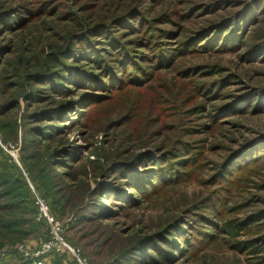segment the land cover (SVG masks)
<instances>
[{
  "label": "rangeland",
  "instance_id": "obj_1",
  "mask_svg": "<svg viewBox=\"0 0 264 264\" xmlns=\"http://www.w3.org/2000/svg\"><path fill=\"white\" fill-rule=\"evenodd\" d=\"M0 137V264L36 197L88 264H261L264 0H0Z\"/></svg>",
  "mask_w": 264,
  "mask_h": 264
},
{
  "label": "built area",
  "instance_id": "obj_2",
  "mask_svg": "<svg viewBox=\"0 0 264 264\" xmlns=\"http://www.w3.org/2000/svg\"><path fill=\"white\" fill-rule=\"evenodd\" d=\"M0 148L12 161L17 160L15 145L4 144L0 137ZM34 205L37 209L36 221L45 224L46 239L37 243L22 242L16 245L15 249L22 259L29 264H56L58 258L62 259V264H88L81 249L66 241L62 224L52 216L45 200L36 197Z\"/></svg>",
  "mask_w": 264,
  "mask_h": 264
},
{
  "label": "trees",
  "instance_id": "obj_3",
  "mask_svg": "<svg viewBox=\"0 0 264 264\" xmlns=\"http://www.w3.org/2000/svg\"><path fill=\"white\" fill-rule=\"evenodd\" d=\"M90 32H91V35H92V33H93V36H97L96 35V33H99V30L98 29H92V30H90ZM83 43H86L85 41L83 42ZM116 46V45H115ZM120 46V45H119ZM122 48V47H121ZM124 50V49H123ZM68 51V50H67ZM63 52V53H68V52ZM60 55H61V53H60ZM55 58H53V60H54ZM56 60V59H55ZM91 60V59H90ZM91 61H95V60H91ZM127 61H128V59H127V57H123L122 58V60H118V64L120 65V69L121 68H125V67H127V65H126V63H127ZM112 72H114V70L115 71H118L114 66H112ZM104 83L105 82H103L101 79L100 80H97V82H95V85H104ZM101 86H98V87H101ZM102 87H104V86H102ZM99 89H101V88H99ZM124 179V181H127V179H126V177L125 178H123ZM244 226H246V225H244ZM243 226V227H244ZM243 227H241V225H236V224H234V223H232V222H227V223H225L224 224V231H226V233H233L234 231H242L243 230ZM45 236H46V234H45ZM45 239H46V237H45ZM44 239V240H45ZM67 240V239H66ZM69 242V241H68ZM71 243V242H70ZM251 242H244V243H241L240 244V246L242 247L241 249H244V250H246V249H248V248H250L251 247ZM253 251V254L255 255V254H258V253H260V251H262L261 249H253L252 250ZM61 261H62V259L61 258H58V261L56 262V264H62L61 263ZM261 264H263L264 263V257L263 258H261Z\"/></svg>",
  "mask_w": 264,
  "mask_h": 264
}]
</instances>
